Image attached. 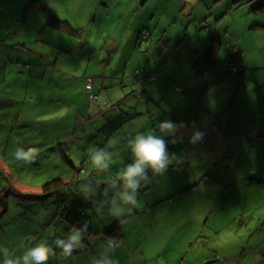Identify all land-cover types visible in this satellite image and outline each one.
Returning <instances> with one entry per match:
<instances>
[{
	"label": "crops",
	"instance_id": "obj_1",
	"mask_svg": "<svg viewBox=\"0 0 264 264\" xmlns=\"http://www.w3.org/2000/svg\"><path fill=\"white\" fill-rule=\"evenodd\" d=\"M103 1L100 3V0H92L95 10L92 22L98 23L97 26L101 29L99 38L104 42L109 36L106 30H110L104 16L118 12L116 6L119 0H111L108 4ZM150 1L142 0L138 3L136 9H132L129 13L133 17L126 20L123 15L117 17L120 23L125 22L122 37L111 36L108 45L104 43L99 61L105 69L110 67L112 61L116 62V65L108 77L106 74L99 76L101 80L98 82L97 91L100 92V88L106 91L108 88L123 94L129 92L133 100L121 98L123 94H120L118 97L120 99L116 102L110 99L102 102L101 109L95 115L93 111L89 114L88 111H80L78 116L76 112H69L68 117L75 115L78 121L75 129L77 131L69 134L63 127L62 129L57 127L58 121L51 120L59 116L55 111L58 103L61 104L59 108H62L61 100L68 102L72 99V95L67 96L65 90L59 99H56L53 95L44 93L51 84H59L63 81V74L60 73L59 79L56 74L55 57L59 60L56 48H52L55 50L53 52L45 49V45L48 47L51 45L47 40L41 44L44 46L37 45L33 48H31L32 43L19 41L14 37L13 29L18 24L14 21V15L7 9L11 6L9 3L13 8L16 7V10L25 4L24 18L31 19V22L36 24L32 27L37 30L46 29L44 26L46 14L37 4L30 5V0H0V122L3 121L0 125L6 129L7 141L10 138L9 135L14 140H20L18 136H22L19 143L21 142L22 145L45 144L44 147L49 154L55 152L58 146V149L64 148L71 158L85 160L87 158L85 152L92 144L108 152V145L112 144L114 147L127 151L125 155L112 153V159H125L130 163L131 153L127 149L129 137L137 131L154 133L158 123L171 120L178 125H183L175 137H165L169 153L180 157L181 162L170 165L163 175L158 176H161L160 178L181 177L183 184L169 194L166 192L165 199L153 201V206L150 208L164 200H171L175 196L184 206L189 205L194 209L200 221L205 220L207 216L209 220H212L216 214L224 217L232 216L236 220L235 216L241 212L239 208L243 204L245 206L247 199L257 196L259 191L257 187L264 186L263 173L260 170V166L264 164V153L259 148V140L264 136V81L257 76L254 77L252 81L254 89H249L247 93L244 76L238 79V82L233 84L228 82L224 85L225 81L217 79L220 77L205 78L211 72L193 79V65L198 61L199 56L196 55L195 62L191 59L187 64H177L173 58L169 60L165 58L163 49L166 47L170 49L169 46L176 40L175 36H170L171 32L163 27L151 32V38L145 41L147 42L145 45L140 46L139 35L144 30H148L151 23L156 22L155 24L158 25L160 22L166 25L175 21L167 16L161 3L158 6L149 7ZM99 14L100 17H98ZM27 25L30 24L27 23L25 26ZM91 34L90 30L87 36ZM88 39L89 37L83 42L89 45ZM97 51L96 48H89L93 57L96 56ZM48 53H53L55 56L51 57ZM139 66L143 67L142 70L146 73H154L157 79L142 84L133 79L132 75L129 77L123 75L128 68ZM88 78L91 77L84 79V90ZM108 78L113 80L109 87L107 86ZM64 79L62 86L66 87L65 84L68 83L69 78L64 77ZM177 82L184 89V93L174 88ZM96 83L95 81L93 84L92 93L98 99L100 94L95 92ZM85 92L89 94L86 90ZM126 101L129 105L122 111L119 106ZM37 106L38 109L32 110ZM36 115L37 121L42 122L31 124L28 121L19 124L21 120L28 119L29 116L36 117ZM148 117L151 119L150 122L147 121ZM151 123L154 126L153 130L152 127L143 125ZM79 125L82 128H79ZM194 131H199L203 135L200 140L192 143L190 138ZM174 139L176 142L173 143ZM59 157H61L60 154ZM149 175L152 176L151 172ZM152 179L151 177V181ZM254 180L258 182L254 183ZM5 182L7 190L9 182L7 180ZM148 186L144 187V192L148 190L146 189ZM101 195L95 197L96 204L77 196L74 201L69 202L74 207L71 206L66 213L62 210L60 198H56L57 201L52 200L49 206L38 204L39 210H35L33 217V222L38 224L35 240L44 238L46 233H49L50 241L64 238L72 227L66 219V214L82 222L90 221L89 227L92 230L90 238L85 236L84 247L74 251L70 260H73L83 249H88L90 252L101 251L103 241L106 240V236L102 233L116 225L121 229L123 240L121 223L107 214V206L103 207V214L96 210L100 204ZM1 207L0 210H2ZM62 213H65L64 216ZM134 214H140V212L135 210ZM210 224L211 221L207 227ZM228 224L231 227L236 225V222L232 225L229 219ZM57 262L59 261L54 260L52 263Z\"/></svg>",
	"mask_w": 264,
	"mask_h": 264
},
{
	"label": "rangeland",
	"instance_id": "obj_2",
	"mask_svg": "<svg viewBox=\"0 0 264 264\" xmlns=\"http://www.w3.org/2000/svg\"><path fill=\"white\" fill-rule=\"evenodd\" d=\"M48 1L50 8L60 18L68 20L79 31V36H70L47 27L41 30L33 28L36 24L31 22V19L24 18L25 4L16 10V7L13 8L12 4L9 3L11 6L8 7L7 11L10 10V13L14 15V21L18 24L13 29L15 31L14 37L19 41L30 42L32 43L31 48H33L37 45L44 46L41 44L47 40L50 41L51 45L49 47L45 45V49H50L53 52L55 50L52 48H56V55L58 54L59 57V60L55 57L57 63L56 74L58 79L63 74V81H60L59 84H51L44 93L53 95L56 99H59V96L65 90L67 96L72 95V99L68 102L61 100L62 108H59L61 104L58 103V108L55 111L58 112L59 116L52 118L51 121H58L57 127L60 129L63 127L64 131L74 134L73 131H77L75 129L78 121L75 115L68 117L69 112H76L78 116L80 111H88V114L93 111L95 115L101 109L102 102L108 99L116 102L120 99L118 98L120 94H123V92L108 90V88L106 91L102 88L99 89L100 92L97 91L98 82L101 80L99 76L106 74L108 77L116 65V62L112 61L110 67L107 68L108 70L105 69L99 62L102 57L101 50L105 46L104 43H106V46L108 45L111 36L122 37L121 33L124 31L125 22L120 23L117 17L123 15L125 20L133 17L129 14L130 11L135 10L137 4L142 0H119V4L116 6L118 12L114 10V13L104 16L106 25L110 28V30H106L109 36L104 42L99 38L101 29L97 26L98 23L92 22L95 15L92 0ZM101 1L100 3H102ZM233 1L151 0L149 7L158 6L161 3L167 16L175 21L166 25L160 24V22L158 25L155 24L156 22L151 23V27L146 31L151 33L163 27L166 31L171 32L170 36H175L176 41L169 46L170 49L166 47L163 50L165 51V58L168 60L173 58V61L177 64H187L197 56H199V61L203 58L204 50L212 44V40L217 39L220 44L217 62L211 74L205 78L220 77L217 79L225 81L224 85L228 82L232 84L238 82V79L240 80L244 76L245 92L248 93L249 89H254L252 82L254 77L257 76L264 81V12L256 14L251 12V8L247 6L237 5L236 7ZM103 2L108 4L111 0H104ZM100 16L99 14L98 17ZM27 23L30 25L25 26ZM90 30L92 34L87 36ZM87 37H89V45L83 42ZM87 45L89 48L98 49L95 57L91 55L92 52H89ZM48 55L55 56L53 53H48ZM234 64L241 66L240 73L237 74L233 71L232 66ZM142 68L139 66L131 69L130 67L123 75L125 77L132 75L134 79L136 78V70H142ZM64 77L69 78L68 83L65 84L66 87L62 86L64 85ZM87 77H91L88 79L92 80L93 84L95 81L97 82L95 92L100 94V98L97 100H90L89 94H86L83 88L84 79ZM192 78L195 79V76ZM108 81L107 86L109 87L113 80L108 78ZM115 82L117 83V81ZM55 88L56 91H54ZM127 94L129 92L124 93L121 98L133 100L130 94L126 96ZM128 105L126 101L119 108L123 111L124 107H128ZM38 108V106L33 107L32 110ZM28 119L21 120L19 124L28 121L31 124L42 122L41 120L37 121V115L36 117L29 116ZM147 121L150 122L151 119L148 117ZM1 124H3V121ZM143 125L152 127V130L154 128L152 123ZM78 127L82 128L80 125ZM25 128L27 129V127ZM5 132L6 129L0 125V172L2 169L9 172L7 190L4 179L6 176L0 178V192L3 193L2 197L7 195L6 202L8 203L6 212L4 208L0 210V246H6L9 249L15 248L17 250L16 254L22 255L27 247L33 246L41 240H47L50 243L51 237L49 233H46L44 238L35 240L38 233V224L33 222V217L35 210H39L38 204H43L32 200V202L23 201L17 204V200L16 202L13 201L11 195L8 196V194L10 192H21L36 195L42 192V185L48 181L61 179L70 182L83 160L77 157L71 158L72 166L65 159L59 157L58 146H56L57 150L55 152L49 154L44 147L45 144L22 145L21 142L19 143L22 136H18L20 140H14L11 135H9L10 138L7 141V132ZM74 141L76 140L74 139ZM259 142V148L264 153V136L261 137ZM16 146L36 147L39 150V156L30 165L18 164L12 159L11 155ZM91 146H96V144ZM113 147L112 144H109L108 150L115 155H119V153L125 155L127 152L116 146L113 151ZM85 160L84 168L89 170L86 173L87 178H85L97 189L93 199L101 194L100 203L110 199L111 192L107 196L103 194L107 176L116 175L119 169L128 163L127 160L112 159L110 161V172L103 175H97L88 159L85 158ZM260 170L263 173L262 179L264 180V164L260 166ZM80 176L78 182L82 181L84 174L81 173ZM149 176L153 179L148 184L147 191L144 192L145 188H141L138 197L140 205L135 209L140 214L135 215L134 210L132 214L119 220L123 240L114 254L119 264H264V186L263 188L262 186L257 187L259 189L257 196L250 197L247 199L245 206L243 204L239 208L241 212L238 216H235L236 220L232 216L224 217L216 214L212 220H209L210 218L207 216L205 220L200 221L194 209L189 205L184 206L181 200L175 196L171 200L167 199L161 202L162 205L159 203L150 208L153 206V201L165 199L167 197L166 192L171 193L172 190L179 188L183 182L180 179L181 177L177 176L171 178ZM73 188L70 187V191ZM78 190L79 187L77 192ZM53 198L55 199V197ZM44 203V206H49L50 201ZM71 206L74 207V205ZM229 219L232 225L235 222L236 225L230 227L228 224ZM210 221L211 224L207 227ZM99 252L97 250L90 252L88 249H83L76 254L73 260L68 261V264H93V258ZM2 259V256H0V264H2ZM53 261L50 258L48 264H59V262L52 263Z\"/></svg>",
	"mask_w": 264,
	"mask_h": 264
},
{
	"label": "clouds",
	"instance_id": "obj_3",
	"mask_svg": "<svg viewBox=\"0 0 264 264\" xmlns=\"http://www.w3.org/2000/svg\"><path fill=\"white\" fill-rule=\"evenodd\" d=\"M183 127L171 120H164L158 123L154 133L137 131L127 141V149L131 153V162L124 164L116 175L107 176L106 186L103 194L112 193L110 199L102 201L97 207V212L103 214V207L107 205V214L120 220L128 216L139 207L138 199L140 189L151 183L152 176L163 175L172 164H179L181 158L168 151L165 137H175V134ZM202 133L194 131L190 142L195 143L202 138ZM176 142L175 139L172 141ZM12 159L18 164L30 165L39 156L36 147L16 146L11 153ZM91 167L97 175L110 172V161L112 153L104 148L89 146L85 152ZM86 174L79 184L78 194L85 201L96 204L93 197L97 189L86 180ZM90 221H84L79 227L73 225L64 238H56L51 243L41 240L33 246L27 247L22 255H17L15 248L9 249L0 246L2 264H48L50 258L59 261V264H68L74 251L84 247L85 234L89 228ZM119 247L114 237L103 241L102 250L93 258V264H119L115 259V251Z\"/></svg>",
	"mask_w": 264,
	"mask_h": 264
},
{
	"label": "trees",
	"instance_id": "obj_4",
	"mask_svg": "<svg viewBox=\"0 0 264 264\" xmlns=\"http://www.w3.org/2000/svg\"><path fill=\"white\" fill-rule=\"evenodd\" d=\"M34 4H37L40 7V9L46 14V21H45V25H44L45 27L58 30V31H60L64 34L70 35V36H79V31L76 28H74V26L68 20H64V19L60 18L50 8L48 0H30V5H34ZM233 4L236 7H237V5L238 6H242V5L247 6V7L251 8V12H254L256 14L264 12V0H234ZM144 32L148 33L146 30H144L143 32L140 33L139 39H138L140 46L145 45L147 43L145 41L146 40L148 41V39H150V33H148V38H146L145 40H142L141 35ZM219 49H220V44L218 43V40L213 39L212 44L207 49L204 50L203 58L200 59L199 61H197L193 65V75L195 77L198 78L201 75L203 76L205 73L211 72L213 70V68L215 67L216 62H217ZM238 65L239 64H234L232 67L234 68L235 66H238ZM138 70H141V69H138ZM141 71H143L145 73L146 77L148 76L150 78L149 82H153L157 79V77L155 76L154 73H146L145 70H141ZM238 73H240V71ZM135 79L139 83H142V84L148 82V81H139L137 79V77ZM176 81H178V80H176ZM177 86H180V84H178V82L174 85V88L176 89ZM178 92H180V91H178ZM181 93H184L183 88H182ZM58 150H59L60 156L63 159H65L70 165L73 166L71 157L68 155L66 150L64 148H61V147H59ZM84 162H86V160H83V163L81 164V166L78 170L76 169L77 172H75L76 174L73 177V180H71L70 182L69 181L66 182V181L61 180V179H55L52 181H48L42 185V192L40 195H28V194H22L19 192H10L8 194V196L11 195L10 197L13 198V201H15V202L17 200V204H18V202L19 203H22L23 201L30 202L31 200L36 201V202L41 201L42 204H45L44 202H47V201L52 202V200H54L53 197H55V200H56V198H58V199L60 198L59 202H62V207H63L62 210H64V212L66 213L68 210H70L71 205H72V204L70 205L69 202L74 201L77 196H79L80 198L82 197L77 192V188L79 187V184L81 182V181L80 182H78V181L81 177L80 176L81 173L86 174L89 172V170L87 168H84V165H85ZM3 176H6V177H4V179L9 182V172H5V171L1 170L0 178ZM255 182H258V180H254V183ZM70 187H74L72 189V191H70ZM70 193H71V195H70ZM68 195H70V196L67 197ZM2 196L3 195H0V206H2L1 208H4V211L6 212V209L8 207V203L6 202L7 195L4 197H2ZM72 197H74V198H72ZM64 214H63V216H64ZM66 219L71 226L76 225L77 227H79L83 223L82 221L76 220L75 218H72L71 216L69 217L67 214H66ZM91 235H92V230H91V227H89L85 236H88V238H90L89 236H91ZM102 235L103 236L105 235L106 239H108L109 237H114L117 241H122L121 229L118 225L111 227L104 234L102 233Z\"/></svg>",
	"mask_w": 264,
	"mask_h": 264
},
{
	"label": "built area",
	"instance_id": "obj_5",
	"mask_svg": "<svg viewBox=\"0 0 264 264\" xmlns=\"http://www.w3.org/2000/svg\"><path fill=\"white\" fill-rule=\"evenodd\" d=\"M141 38L142 40H145L146 38H148V33L144 32L142 35H141ZM236 73H238L240 70H241V66H235L233 68ZM136 74V77L139 81H150V78L147 76H145V73L141 70H136L135 72ZM92 88H93V81L88 79L87 83H86V86H85V90L89 93V98L90 100H95L97 99V96L92 93ZM176 89L180 92H182V88L180 86H177ZM119 245L121 244V241H118Z\"/></svg>",
	"mask_w": 264,
	"mask_h": 264
}]
</instances>
